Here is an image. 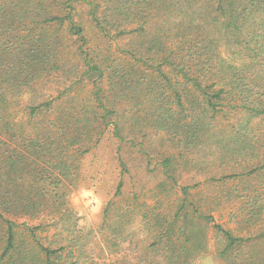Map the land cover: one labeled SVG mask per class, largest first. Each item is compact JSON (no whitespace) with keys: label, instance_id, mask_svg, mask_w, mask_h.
Returning a JSON list of instances; mask_svg holds the SVG:
<instances>
[{"label":"trees","instance_id":"16d2710c","mask_svg":"<svg viewBox=\"0 0 264 264\" xmlns=\"http://www.w3.org/2000/svg\"><path fill=\"white\" fill-rule=\"evenodd\" d=\"M76 3L88 5L109 42H128L90 45ZM66 35L81 41L74 66L91 89L78 99L70 83L22 106V93L65 68ZM263 120L264 0H0V165L17 169L31 155L68 176L77 163L65 153L78 160L106 131L118 153L137 148L147 167L159 166L157 188L177 195L173 210L142 213L150 232L142 242L163 258L150 264H190L209 251V228L221 237L215 255L225 264H264V183L248 178L264 169ZM118 163L126 172L121 156ZM121 187L122 177L116 194ZM21 202L0 196V264H80L85 239L72 210L55 221L56 237H38L43 223L19 230L8 215ZM114 209L108 202L105 216ZM118 222L103 238L114 250L133 242Z\"/></svg>","mask_w":264,"mask_h":264},{"label":"rangeland","instance_id":"374dc122","mask_svg":"<svg viewBox=\"0 0 264 264\" xmlns=\"http://www.w3.org/2000/svg\"><path fill=\"white\" fill-rule=\"evenodd\" d=\"M76 8L75 20L83 25L89 44L93 47L103 49L109 43L112 45L117 43L122 46L128 42L129 36L109 42L90 20L88 5L76 3ZM63 42L62 58L67 62L65 68L42 78L31 89L22 93L20 96L22 106L35 105L43 100L51 99L57 96L59 91L66 87L69 88L70 83H72V87L67 92L74 97L78 96V99L91 89L92 85L80 74L81 64L74 66L79 53H81L79 49L81 41H78L74 35H66ZM84 49L86 48L83 47ZM19 116L24 121L27 120V110L20 112ZM45 116V113H42L34 117L32 121L43 120ZM109 132L106 131L100 142L80 156L78 160L73 161L71 151L66 153L64 151L66 155H69V157L66 156V161L70 165L72 162L77 163L76 169L71 167L68 176L59 175L51 167L44 168L31 155H26L25 162L22 166H17V169L0 165V196L9 203L16 198H22L19 207L18 204H11L8 215L20 225L19 230H23V223L29 227L43 223L42 229H45V232L42 233L41 229L36 230L38 237H44L46 234L55 236L57 234L55 221L63 216L67 208L72 210L78 231L82 232L83 239H85L83 241L84 256L81 258L80 264H111L112 262H116V264H150L162 261L163 258L153 255L145 244L146 241L142 242L147 239L150 233L142 213L151 209L160 213L173 210V201L177 197L176 192L174 190H171L170 193L161 192L157 188L161 180L159 166H154L153 161L147 167L144 155L137 152V148L122 147L118 153V141ZM2 154L3 150L0 148V156H3ZM120 156L127 169L123 173L118 163ZM155 159H159V157ZM224 168L228 169L227 166ZM183 171L184 177L188 173L196 175V177L200 175L197 170L188 169V173H186L187 169H183ZM261 173L262 175L253 174L254 176L248 177L250 182L257 183L260 179L264 183V169ZM120 177H122V187L120 193L116 194ZM83 192H91V195L84 196ZM203 195L202 198L207 194ZM200 198L201 195H195L197 201ZM110 201L114 202L117 210L109 212L107 218L104 210ZM24 202H30L33 207L27 211L20 209ZM94 208L95 211H93ZM214 216L218 222L224 223L225 218L220 217L218 212H215ZM116 220L119 222L113 227L121 228L124 235L128 232V239L133 242L124 241L123 244L120 242L118 249L114 250L113 247H106L103 238L106 233L110 232V225H113ZM29 240L31 241V238ZM220 240L221 237L212 228H209L207 230L209 251L195 258L190 264H225L215 255ZM42 242L45 243L44 240Z\"/></svg>","mask_w":264,"mask_h":264},{"label":"clouds","instance_id":"9594fccd","mask_svg":"<svg viewBox=\"0 0 264 264\" xmlns=\"http://www.w3.org/2000/svg\"><path fill=\"white\" fill-rule=\"evenodd\" d=\"M82 195L84 196H90L91 195V192H83ZM96 209L94 208L93 211H95Z\"/></svg>","mask_w":264,"mask_h":264}]
</instances>
